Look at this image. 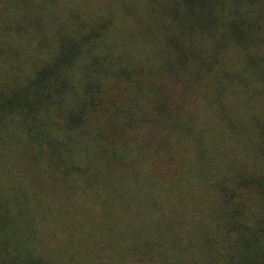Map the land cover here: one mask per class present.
I'll return each mask as SVG.
<instances>
[{
    "label": "trees",
    "instance_id": "trees-1",
    "mask_svg": "<svg viewBox=\"0 0 264 264\" xmlns=\"http://www.w3.org/2000/svg\"><path fill=\"white\" fill-rule=\"evenodd\" d=\"M0 264H264V0H0Z\"/></svg>",
    "mask_w": 264,
    "mask_h": 264
},
{
    "label": "rangeland",
    "instance_id": "rangeland-1",
    "mask_svg": "<svg viewBox=\"0 0 264 264\" xmlns=\"http://www.w3.org/2000/svg\"><path fill=\"white\" fill-rule=\"evenodd\" d=\"M87 48H91V47H87ZM89 51H91L89 53V55H91V56H100V57H106L107 55L109 56V54H108L107 51H105L103 49H100V48H94V47H92ZM86 57L89 58L90 56H86ZM91 62L94 63V62H96V60H91ZM66 68L67 67H65L64 70ZM115 87H117L116 86V83L115 84L107 85L106 86V91L104 92V95H105V97H108L109 98L110 102L112 101V103H113L115 101V102H118L119 103V101L116 100V88ZM56 95H58V93ZM62 115L63 114L60 115V120L61 121L64 120V118H63ZM63 123L65 124V122H63ZM131 148H132L133 152H132L131 155H129V157L127 159L129 162L132 161V160H134V158L138 154H140V150L138 149V143L137 142H134V143L131 142Z\"/></svg>",
    "mask_w": 264,
    "mask_h": 264
}]
</instances>
